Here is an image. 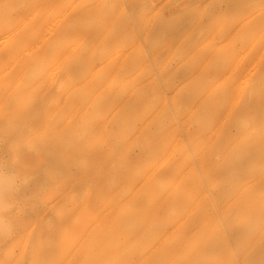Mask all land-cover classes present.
Returning <instances> with one entry per match:
<instances>
[{"label": "rangeland", "instance_id": "rangeland-1", "mask_svg": "<svg viewBox=\"0 0 264 264\" xmlns=\"http://www.w3.org/2000/svg\"><path fill=\"white\" fill-rule=\"evenodd\" d=\"M9 170L0 264H264V0H0Z\"/></svg>", "mask_w": 264, "mask_h": 264}, {"label": "clouds", "instance_id": "clouds-1", "mask_svg": "<svg viewBox=\"0 0 264 264\" xmlns=\"http://www.w3.org/2000/svg\"><path fill=\"white\" fill-rule=\"evenodd\" d=\"M20 187V178L13 171H0V234L10 233L13 223L6 216Z\"/></svg>", "mask_w": 264, "mask_h": 264}, {"label": "bare ground", "instance_id": "bare-ground-1", "mask_svg": "<svg viewBox=\"0 0 264 264\" xmlns=\"http://www.w3.org/2000/svg\"><path fill=\"white\" fill-rule=\"evenodd\" d=\"M70 8H71V7H70ZM71 9H72V8H71ZM66 13H67V12H66ZM65 15H66V14H65ZM66 17H67V16H66ZM62 21H63V19H62ZM62 21H61V22H62ZM61 22H60V23H61ZM248 22H249V20H248ZM60 23L57 24V25L61 26ZM244 25H245V24H244ZM19 26H20V25H19ZM56 27H57V26H56ZM57 28H58V27H57ZM70 52H71V51H70ZM73 52H74V51H73ZM71 54H72V53H71ZM69 55H70V54H69ZM106 55H107V54H106ZM66 60H67V59H66ZM66 60H65V61H66ZM115 74H116V73H115ZM67 95H68V94H67ZM175 149H176V148H175ZM159 152H160V151H159ZM169 154H170V153H169ZM167 160H168V159H167ZM164 161H165V160H164ZM202 164H203V163H202ZM160 166H162V165L160 164ZM158 167H159V166H158ZM158 167H157V168H158ZM154 168H155V167H154ZM154 168H153V170H154ZM149 170H150V169H149ZM147 172H148V171H147ZM151 172H152V171H151ZM155 173H156V172H155ZM155 173H153V174H155ZM150 175H151V174H150ZM156 177H157V176H156ZM141 179H142V178H141ZM148 179H150V178H148ZM148 179H147V181H148ZM144 181H145V179H144ZM144 183H145V182H144ZM156 185H157V184H156ZM194 204H195V203H194ZM196 206H197V205H196ZM195 211H196V210H195ZM186 219H187V218H186ZM185 221H186V220H185ZM183 223H184V222H183ZM185 224H186V223H185ZM185 226H186V225H185ZM170 235H171V233H170ZM166 237H167V236H166Z\"/></svg>", "mask_w": 264, "mask_h": 264}]
</instances>
